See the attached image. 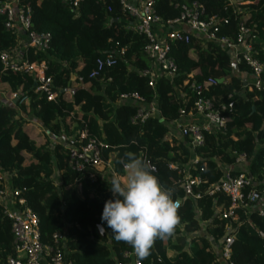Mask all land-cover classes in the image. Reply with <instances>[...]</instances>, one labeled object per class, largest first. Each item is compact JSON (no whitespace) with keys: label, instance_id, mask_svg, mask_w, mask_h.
<instances>
[{"label":"trees","instance_id":"obj_1","mask_svg":"<svg viewBox=\"0 0 264 264\" xmlns=\"http://www.w3.org/2000/svg\"><path fill=\"white\" fill-rule=\"evenodd\" d=\"M193 2L203 5L205 17L228 19L220 36L234 37L242 22L252 29L253 56L264 65V0H155L154 10L166 22L179 16L181 5ZM21 3L31 8V28L51 34L46 52L28 48L25 56L28 61L46 62L45 73L52 77L57 97L51 101L34 92L30 74L5 68L0 61V93L6 98V102L0 99V171L10 175L11 185L21 191L37 215L42 244L52 246V235L65 232L68 257L74 264L129 261L123 254L132 247L115 240L101 220L105 202L114 199L110 181L79 178L69 166L64 142L78 132L102 140L107 145L103 157L115 151V173L121 178L126 176L120 164V160L128 162L126 152L139 157L146 154L156 167L152 174L164 188L173 189V197L181 198L183 191L178 185L180 176L168 163L182 166L195 156L199 162L192 173L207 179L195 189L201 193L222 174L218 165L234 164L238 154L246 155L252 178L264 183V90L244 83L240 74L250 75L251 70L244 63L235 65L229 51L215 43H208L206 49L194 43L173 44L171 55L178 75L173 83L160 77L152 88L141 75L152 64L144 52L147 40L130 28L132 18L122 12L117 0H83L77 12L62 0ZM4 22L0 15V53L18 49L17 35L6 29ZM122 48L124 52L104 73L111 82L89 78L99 56ZM208 77L224 78L226 83L207 85L203 96L214 97L217 103L233 93L234 106L229 112L225 110V130L206 133L203 145L193 149L185 138L165 139L168 126L161 119L150 118L144 125L131 123L136 106L118 103L124 92H137L147 101L157 96L163 118L173 120L180 106L188 110L197 98L192 84L200 85ZM185 80L189 83L184 86ZM178 90L185 94L186 102L175 98ZM22 94L27 97L25 102H8ZM27 118H34L44 130L31 127ZM56 170L60 186L51 177ZM229 205L223 195L184 199L175 234L157 239L151 255L141 263L226 264L219 246L230 225L238 227L230 260L234 264H264V217L250 213V224L238 226L217 216L218 206ZM240 214L241 221L245 220ZM98 225L104 228L103 234ZM13 255L11 222L0 206V264H7Z\"/></svg>","mask_w":264,"mask_h":264},{"label":"built area","instance_id":"obj_2","mask_svg":"<svg viewBox=\"0 0 264 264\" xmlns=\"http://www.w3.org/2000/svg\"><path fill=\"white\" fill-rule=\"evenodd\" d=\"M83 0H62L72 11L77 12ZM122 12L127 13L131 18L130 28L145 36L147 44L144 48L146 56L151 61V67L141 71L146 77L148 85L156 86L158 78L165 77L171 83L178 75V66L171 55V47L178 43H194L206 49L208 43L219 44L223 49L229 51L230 58L235 65L244 63L250 70V85L256 90H264V65L253 56V47L250 42L252 29L244 22L239 23L238 31L234 37L219 35L222 28L228 23V19L207 16L205 9L198 2L181 5L178 17L163 22L161 17L155 13V0H117ZM232 1V0H230ZM111 11V7L107 8ZM0 15L5 17V28L15 32L18 42L22 37L27 40V47L36 51L46 52L50 47L51 34L49 32H37L31 28V8L22 4L21 0H0ZM124 52V48L112 52H106L96 59V68L89 73V78L111 82V78H105V70L117 61V58ZM25 54L19 53L18 49L11 52L0 53V61L5 68L12 71H24L34 79V92L46 96L48 100H55L57 93L53 91V79L46 75L47 64L45 61H28ZM226 83L225 79L223 81ZM188 80L183 82L187 85ZM217 78L208 77L200 85L192 84L197 98L187 110L179 107L178 117L166 121L159 108L157 96L151 101L137 92H124L119 95V104H130L136 106V113L131 118V123L144 125L150 118L161 119L168 126L165 139L171 141L173 138H185L191 148L203 145L205 134L225 130L228 112L234 106L233 93L227 94L225 100L217 101L214 97L203 96L207 85H216ZM176 99L186 102L187 98L181 90L176 92ZM15 102H25L27 97L22 94L20 99L14 95ZM197 115L200 121H191L187 117ZM69 166L75 171L79 178L86 176L91 181L101 180L100 169L103 168L105 160L104 149L107 145L95 136H89L85 131L78 132L67 142ZM154 171L156 167L146 154H141ZM122 160H120V164ZM199 158L195 156L191 162L179 166L168 163V168L175 170L180 176L179 187L183 196L172 197L173 200L182 201L188 197L200 199L203 196L214 197L217 195L227 196L230 201L229 207H217L216 212L219 218L228 219L237 223L250 224L248 216L256 213L264 217V183L255 181L247 170V157L245 154H238L234 164L218 165L222 171L220 177L214 180L208 188L201 193L196 191L207 179L200 174H193V166L198 164ZM124 167V166H123ZM203 170V168H200ZM153 171V172H154ZM1 174H4L3 176ZM10 175L0 171V206L4 215L11 222L13 236L14 255L9 256L7 264H74L68 257L65 232H55L52 235L53 245L42 244L40 240L39 219L27 205L26 199L21 191L11 185ZM245 220L241 221V214ZM238 227L228 226L222 238L219 250L221 257L226 264H234L230 258L232 245L236 239ZM128 262L118 264H142L135 255L133 248L126 250L123 254Z\"/></svg>","mask_w":264,"mask_h":264},{"label":"clouds","instance_id":"obj_3","mask_svg":"<svg viewBox=\"0 0 264 264\" xmlns=\"http://www.w3.org/2000/svg\"><path fill=\"white\" fill-rule=\"evenodd\" d=\"M125 156L128 162L121 163L126 176L112 177L109 189L114 199L105 202L101 220L107 223L115 240L130 245L143 260L151 255L157 239L175 234L181 221V204L173 200V189L164 188L152 174L154 168L147 161L132 152ZM98 227L103 234L104 228Z\"/></svg>","mask_w":264,"mask_h":264},{"label":"rangeland","instance_id":"obj_4","mask_svg":"<svg viewBox=\"0 0 264 264\" xmlns=\"http://www.w3.org/2000/svg\"><path fill=\"white\" fill-rule=\"evenodd\" d=\"M85 81H86V79H85ZM0 97H1V99L2 100H4L5 98H3V96H1L0 95ZM9 102V101H8ZM10 104H12V101L10 100V102H9ZM26 121H27V123L31 126V127H34L35 129H37L38 131H40V132H42L43 130H44V127L42 126V125H40V124H38V123H36L34 120H33V118H27V119H25ZM55 139L56 138H53V140L55 141ZM56 141H58V139H56ZM114 158H115V151H113V152H109L108 154H106V156L104 157V160H105V164H107V165H104L103 167V170L105 171V172H109L110 173V175H111V179H112V177L114 176V175H116V173H115V162H114ZM2 176L4 175V174H1ZM10 177V176H9ZM52 178H53V180H54V182L56 183V185L57 186H60V181H59V179H60V177H59V172L56 170L53 174H52V176H51ZM111 179H110V181H111ZM77 189L79 190V185L77 186ZM182 227H181V231H182ZM200 233H203V232H200Z\"/></svg>","mask_w":264,"mask_h":264},{"label":"crops","instance_id":"obj_5","mask_svg":"<svg viewBox=\"0 0 264 264\" xmlns=\"http://www.w3.org/2000/svg\"><path fill=\"white\" fill-rule=\"evenodd\" d=\"M233 1V0H232ZM27 49H28V47H27V40H26V38L25 37H22L20 40H19V42H18V51H19V53H22V54H25V52H27ZM238 74V73H237ZM240 77H241V79L244 81V83L245 84H249L250 83V81H251V77H250V75H247V74H245V73H241L240 74ZM0 95L1 96H3V98H5V96H4V94L3 93H0ZM0 99H1V97H0ZM2 100V99H1ZM2 101H4V102H6V98L4 99V100H2ZM9 102H10V100H8ZM12 102H14V100L12 101ZM201 117L200 116H197V115H192V116H189V117H187V119L188 120H191V121H200L201 119H200ZM33 120L36 122V123H38V124H40V125H42L41 123H39V122H37L34 118H33ZM168 132V131H167ZM167 134V133H166ZM56 139H58V141H56ZM55 139V142H60V141H63V138H56ZM64 144H65V146L67 145V143H65L64 142ZM104 168V167H103ZM103 168L102 169H100V172H101V180H103V181H110V179H111V175H110V173L108 172H105L104 170H103ZM111 182V181H110Z\"/></svg>","mask_w":264,"mask_h":264},{"label":"water","instance_id":"obj_6","mask_svg":"<svg viewBox=\"0 0 264 264\" xmlns=\"http://www.w3.org/2000/svg\"><path fill=\"white\" fill-rule=\"evenodd\" d=\"M223 81H224V78H219V79H218V82H219V83H223ZM14 102H15V101H14Z\"/></svg>","mask_w":264,"mask_h":264}]
</instances>
